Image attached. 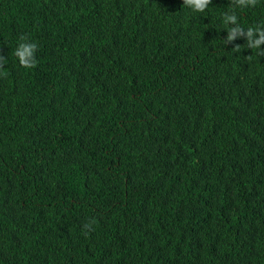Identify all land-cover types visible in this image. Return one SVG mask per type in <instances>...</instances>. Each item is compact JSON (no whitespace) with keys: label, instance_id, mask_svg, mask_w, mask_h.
Returning <instances> with one entry per match:
<instances>
[{"label":"trees","instance_id":"obj_1","mask_svg":"<svg viewBox=\"0 0 264 264\" xmlns=\"http://www.w3.org/2000/svg\"><path fill=\"white\" fill-rule=\"evenodd\" d=\"M227 11L0 0V264H264V56Z\"/></svg>","mask_w":264,"mask_h":264},{"label":"clouds","instance_id":"obj_2","mask_svg":"<svg viewBox=\"0 0 264 264\" xmlns=\"http://www.w3.org/2000/svg\"><path fill=\"white\" fill-rule=\"evenodd\" d=\"M258 2L259 0H230V11L223 14L222 20L225 25H235V27L228 28L224 44L231 43L238 36H245L247 48L255 49L258 55L264 56V48H262L264 46V25L249 26L245 29L239 23V17L236 12V9L254 8ZM211 3L212 0H183V7L190 9L194 13H205ZM20 41L13 55L18 59L20 66L25 69H34L37 66L36 52L38 45L31 42L25 35L20 36ZM240 48L237 45L233 51L237 52ZM5 64L6 58L0 55V76H7V72L4 71ZM95 223V219H92L84 225V228L86 230H94L93 225Z\"/></svg>","mask_w":264,"mask_h":264}]
</instances>
